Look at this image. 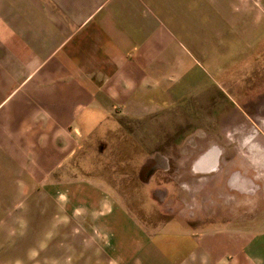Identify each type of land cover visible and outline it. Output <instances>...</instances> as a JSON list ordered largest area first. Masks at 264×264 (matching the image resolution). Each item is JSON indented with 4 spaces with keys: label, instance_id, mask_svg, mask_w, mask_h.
<instances>
[{
    "label": "rangeland",
    "instance_id": "1",
    "mask_svg": "<svg viewBox=\"0 0 264 264\" xmlns=\"http://www.w3.org/2000/svg\"><path fill=\"white\" fill-rule=\"evenodd\" d=\"M252 3L221 25L214 58L190 64L201 98L157 121L106 122L70 162L75 176L63 165L21 184L20 168L0 169V264H116L107 252L123 236L261 229L247 228L264 219V0Z\"/></svg>",
    "mask_w": 264,
    "mask_h": 264
},
{
    "label": "crops",
    "instance_id": "2",
    "mask_svg": "<svg viewBox=\"0 0 264 264\" xmlns=\"http://www.w3.org/2000/svg\"><path fill=\"white\" fill-rule=\"evenodd\" d=\"M252 8V0H0V169L20 168L7 174L21 184L46 183L63 165L75 176L70 162L106 122L157 121L201 98L198 79L190 91V64L214 58L221 25ZM116 214L129 228L125 208ZM247 228L261 229L120 236L107 253L116 264H264V219Z\"/></svg>",
    "mask_w": 264,
    "mask_h": 264
},
{
    "label": "trees",
    "instance_id": "3",
    "mask_svg": "<svg viewBox=\"0 0 264 264\" xmlns=\"http://www.w3.org/2000/svg\"><path fill=\"white\" fill-rule=\"evenodd\" d=\"M86 143V142H85ZM85 143H84V146H85ZM84 149V148H83ZM81 150V149H80ZM76 157V156H75ZM134 170V172L136 171V168H134L133 169ZM137 185L139 186V187H137ZM135 188L136 189H140L141 190V188H140V184H135ZM137 191H139V190H137ZM140 192V191H139ZM138 192V193H139ZM137 193V192H136ZM135 194V193H134ZM136 195V194H135ZM136 200H138V201H136ZM136 200L134 201V199H133V202H134V207L135 208H137V209H140L139 211H141V209H143L144 207V205H143V201H142V199H140V196L138 197V198H136ZM145 209V208H144Z\"/></svg>",
    "mask_w": 264,
    "mask_h": 264
}]
</instances>
